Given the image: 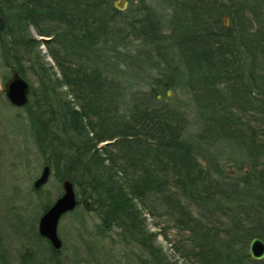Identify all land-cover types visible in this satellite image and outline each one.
I'll return each instance as SVG.
<instances>
[{
    "label": "trees",
    "instance_id": "1",
    "mask_svg": "<svg viewBox=\"0 0 264 264\" xmlns=\"http://www.w3.org/2000/svg\"><path fill=\"white\" fill-rule=\"evenodd\" d=\"M115 1L0 0V60L32 81L21 109L35 151L97 218L96 237L137 250L134 264H176L155 242L164 231L146 228L153 214L187 264H264L247 252L264 242V0H125V13ZM134 64L158 72L137 82ZM176 87L188 111L166 97ZM34 233L44 247L23 264H68L62 243ZM100 239L85 247L95 264Z\"/></svg>",
    "mask_w": 264,
    "mask_h": 264
},
{
    "label": "rangeland",
    "instance_id": "2",
    "mask_svg": "<svg viewBox=\"0 0 264 264\" xmlns=\"http://www.w3.org/2000/svg\"><path fill=\"white\" fill-rule=\"evenodd\" d=\"M149 4L157 10V15L163 18L164 11L159 9V3L150 1ZM129 8L126 2L122 12L125 13ZM221 20L225 26L232 25L227 16H223ZM30 34L35 37L34 31H30ZM38 49L41 54L46 52L42 45ZM44 60L48 62V65H53L48 57L45 56ZM125 70L131 75L134 74L132 78L137 82L146 79L149 75L156 76L158 72L157 69L150 70L149 67L140 71L135 64ZM53 71H55L54 68ZM9 75V69L0 60V234L5 241L10 242L8 247L12 257L6 264H18L14 256L24 253V248H28L27 254H30L34 247L33 252L43 249V244L34 236L37 220L42 207L52 204L60 196L62 189L50 172L47 181L41 187L34 189L32 186L45 165L28 136L23 110L11 106L4 97L3 84ZM29 84H32L31 80ZM165 95L181 111H188V107L185 106L187 95L181 88L166 89ZM188 117L192 120L190 115ZM231 167L230 163L223 165L224 170H232ZM243 169L241 173L245 172ZM16 214L27 217L29 224L23 227L22 238L14 242L16 237L9 225ZM32 219H34L33 222ZM97 223V218L92 213L85 212L81 206L61 216L57 225V235L62 243V256L66 258L68 264H71L73 251L76 252L78 264H95L92 261L95 256L87 253L85 247L89 246L93 239H100L96 237L94 228ZM145 225L148 231L157 229L164 231L167 241L158 236L155 242L170 262L187 264L172 248V245L176 244L178 233L165 221L164 217L155 214L145 215ZM100 240L99 244L102 245L104 252L96 258L99 259L98 264H134V255L137 254V250L133 246L120 245L118 238L112 233L104 235Z\"/></svg>",
    "mask_w": 264,
    "mask_h": 264
},
{
    "label": "water",
    "instance_id": "3",
    "mask_svg": "<svg viewBox=\"0 0 264 264\" xmlns=\"http://www.w3.org/2000/svg\"><path fill=\"white\" fill-rule=\"evenodd\" d=\"M126 2L124 0H116L113 5L117 10H123ZM4 24L0 17V32L3 30ZM46 41L47 38H39ZM3 93L6 101L15 108H22L28 99L29 84L22 79L16 72L6 79L3 84ZM49 168L43 166L39 177L33 182V188L41 187L48 178ZM77 204L73 189L68 182L62 183V193L57 197L50 207L39 217L36 230L40 237H43L53 249H59L61 241L57 235L58 221L66 213L74 210ZM247 252L250 259L260 261L264 258V242L254 237L247 246Z\"/></svg>",
    "mask_w": 264,
    "mask_h": 264
},
{
    "label": "flooded vegetation",
    "instance_id": "4",
    "mask_svg": "<svg viewBox=\"0 0 264 264\" xmlns=\"http://www.w3.org/2000/svg\"><path fill=\"white\" fill-rule=\"evenodd\" d=\"M37 231V230H36ZM15 237H16V240H14V242H16L17 241V239H21L22 238V235H19V234H15ZM2 248H3V250H4V259L2 260V262H0V264H6L7 263V261H9V259L12 257V254L10 253V249H9V244H10V242H7V241H5V238L4 237H2ZM35 248V247H34ZM33 248V249H34ZM27 249L28 248H24V253H18V256H14L15 257V259H16V261H17V263L18 264H23V262H22V259H21V257H23L25 254H27ZM33 249H32V252L31 253H33ZM1 250V249H0ZM264 259V258H263ZM262 259V260H263Z\"/></svg>",
    "mask_w": 264,
    "mask_h": 264
}]
</instances>
